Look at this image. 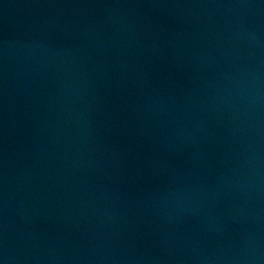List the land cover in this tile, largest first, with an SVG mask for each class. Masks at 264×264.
Wrapping results in <instances>:
<instances>
[{
  "label": "water",
  "instance_id": "95a60500",
  "mask_svg": "<svg viewBox=\"0 0 264 264\" xmlns=\"http://www.w3.org/2000/svg\"><path fill=\"white\" fill-rule=\"evenodd\" d=\"M0 264H264V0H0Z\"/></svg>",
  "mask_w": 264,
  "mask_h": 264
}]
</instances>
